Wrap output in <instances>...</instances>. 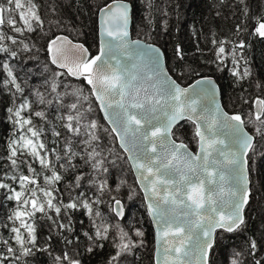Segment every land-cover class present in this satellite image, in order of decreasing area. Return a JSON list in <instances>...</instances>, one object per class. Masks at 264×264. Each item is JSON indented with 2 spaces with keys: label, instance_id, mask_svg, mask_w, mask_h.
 <instances>
[{
  "label": "snow or ice",
  "instance_id": "snow-or-ice-1",
  "mask_svg": "<svg viewBox=\"0 0 264 264\" xmlns=\"http://www.w3.org/2000/svg\"><path fill=\"white\" fill-rule=\"evenodd\" d=\"M219 4L239 14L236 39L213 34L214 59L205 64L228 72L240 88L238 100L247 108L231 113L218 102L211 77L182 87L165 67V53L147 42L157 15L168 31V7L157 0L97 5L95 54L85 42L52 33L60 21L46 26L40 0H0V95L7 97L10 125L0 141V193L12 204L0 220V264H30L37 253H47L54 264H82L81 239L90 254L111 245L106 264H124L146 246L142 229L119 224L125 206L118 193L125 187L129 200L137 188L143 192L155 225L154 264H214L217 234L245 230L252 165L264 159V95H245L243 84L253 73L242 34L251 18L248 35L264 39V4L260 15L252 14L253 0ZM137 5L151 30L144 40L130 38ZM47 11L55 14L56 7L49 4ZM33 51L45 53L43 71L50 72L40 88L26 87L12 64ZM173 55L184 60L179 44ZM255 88L264 93V82L256 81ZM181 121L192 126L195 151L177 135ZM41 229L47 230L43 244ZM53 239L65 246L62 254L53 255ZM73 244L70 255L66 249ZM258 247L250 240L248 255L255 257ZM243 255L233 251L229 264H244Z\"/></svg>",
  "mask_w": 264,
  "mask_h": 264
},
{
  "label": "trees",
  "instance_id": "trees-1",
  "mask_svg": "<svg viewBox=\"0 0 264 264\" xmlns=\"http://www.w3.org/2000/svg\"><path fill=\"white\" fill-rule=\"evenodd\" d=\"M45 7L46 26L49 20H59L60 26L53 27L52 33L66 34L71 39L85 42L91 52L94 54L98 49L97 37V16L95 7L103 5L106 0H40ZM161 7L167 6L169 16L167 17L168 31L165 33L162 30L163 17L156 16V28L152 31L151 39L148 42L159 44L165 53L167 68L170 69V74L182 85L191 83L198 77L212 76L219 85L222 104L228 112L246 110L247 106H242L238 100L240 88L233 84V78L228 72L215 71L214 64H205V61L214 59L213 46L209 43L212 35L217 39H232L236 36L233 34L234 25L239 22L237 13L234 16L233 9L220 5L219 0H157ZM52 4L56 7V13L52 14L47 11V6ZM264 4V0H253V15H260V5ZM179 7H176V6ZM142 6L137 5L131 24V35L133 38L146 39L145 33L151 31L145 26L142 16ZM217 12L220 15H217ZM244 25H242L243 27ZM254 27V21L249 18L247 21V30L250 31ZM248 31L242 34L250 47L246 49L252 69L253 76L250 80L244 82L243 87L247 89L245 95H264L255 88L256 81L264 82V39L257 36L248 35ZM50 33V35L52 34ZM43 41L37 43V47H42ZM179 44L184 52V60L177 61L173 55L175 46ZM197 46L201 51H197ZM39 59L35 62L34 59ZM42 62V64H41ZM46 56L43 51L37 53L25 52L22 53L16 60L12 61L16 72L21 81L25 82L26 87L40 88L44 78L49 76L43 71V66L46 63ZM53 69L52 66H49ZM189 69L192 71L190 72ZM199 73L196 75L195 73ZM227 100L228 107L224 104ZM7 102V97L0 95V141L6 138L5 129L10 128L8 125L4 104ZM103 123V121L101 120ZM181 126L177 131V135L190 142L191 125L182 121ZM250 130V129H249ZM192 150H195V144L189 143ZM2 147V144H0ZM253 169V166H252ZM128 183H134L131 172L125 168ZM252 194L250 203L245 209V217L247 221L246 228L243 232L235 234H217L216 249L214 255V264H217L216 258L223 257L227 262L229 249L243 252L241 259L244 264H253L254 259H260L264 264V159H256L255 170L252 175ZM129 189L125 187L118 193L119 198L125 205L126 213L123 219L119 220V224L130 230L132 227L140 228L145 232L146 246L138 249L135 256H128L124 260V264H153V231L145 210L144 202L139 189L137 188L133 198L129 200ZM12 204L3 200V194L0 193V220H3ZM113 224L117 220L112 218V214L106 208L103 209ZM79 216V214H77ZM84 219L85 227L88 221ZM47 230L41 229V244L46 235ZM250 240L257 241L259 247L255 257L248 255V243ZM86 242L81 239L79 250L82 255L79 257L82 264H106L109 255L114 252L111 245L105 244L103 249H97L95 253H87L84 251ZM76 244L67 247L70 255H75ZM65 246L59 243L56 239L51 242V251L53 255L62 254ZM30 264H54L51 256L47 253H37L35 257L29 258Z\"/></svg>",
  "mask_w": 264,
  "mask_h": 264
},
{
  "label": "water",
  "instance_id": "water-1",
  "mask_svg": "<svg viewBox=\"0 0 264 264\" xmlns=\"http://www.w3.org/2000/svg\"><path fill=\"white\" fill-rule=\"evenodd\" d=\"M97 17V37H98V47H99V43H100V34H99V29H100V23H99V17H98V15H96ZM66 35V34H63V33H60V34H57V35ZM70 38V37H69ZM130 38L131 39H133V40H135V39H138V38H133L132 37V35H131V26H130ZM74 41H77V40H74ZM79 42H81V41H79ZM148 42V41H147ZM148 43H152V42H148ZM156 46H158L157 44H155ZM158 47H160V46H158ZM161 48V47H160ZM98 50V49H97ZM161 50H162V48H161ZM163 51V50H162ZM164 52V51H163ZM95 54V53H94ZM166 61V60H165ZM54 67V66H53ZM165 67L167 68V65H166V62H165ZM168 69V68H167ZM169 74H170V72H169ZM171 75V74H170ZM172 76V75H171ZM173 77V76H172ZM209 77H211L212 78V80L215 82V84H216V86H217V89H218V93H217V99H218V102H220L221 104H222V98H221V93H220V89H219V85H218V83H217V81L215 80V78L214 77H212V76H209ZM174 78V77H173ZM200 77H198V78H196L195 80H193L191 83H189V84H187V85H182V84H180L182 87H188L189 85H191V84H194L195 83V81L197 80V79H199ZM175 79V78H174ZM223 105V104H222ZM224 107V106H223ZM224 110L226 111V109L224 108ZM228 112V111H227ZM230 113V112H229ZM182 122V121H181ZM180 122V123H181ZM196 150V149H195ZM195 150H193V151H195ZM139 189V188H138ZM140 191V190H139ZM140 193H141V196H142V199H143V202H144V197H143V192L142 191H140ZM124 204V203H123ZM125 206V205H124ZM144 206H145V202H144ZM145 210H146V207H145ZM125 213H126V208H125ZM146 213H147V210H146ZM147 215H148V213H147ZM148 218H149V221H150V224H151V227H152V231H153V264H154V247H155V225H154V223L152 222V218L148 215Z\"/></svg>",
  "mask_w": 264,
  "mask_h": 264
},
{
  "label": "rangeland",
  "instance_id": "rangeland-1",
  "mask_svg": "<svg viewBox=\"0 0 264 264\" xmlns=\"http://www.w3.org/2000/svg\"><path fill=\"white\" fill-rule=\"evenodd\" d=\"M143 40V39H142ZM150 42V41H149ZM152 43H154V42H152ZM154 44H157V43H154ZM158 46H159V44H157ZM35 60V62H39V59L37 58V59H34ZM41 64H42V62H41ZM53 67V66H52ZM51 70H55V68L53 67V69H50V71ZM46 73H48V75H50V72H46ZM224 104L226 105V107H228L229 105H228V102H227V100H224ZM227 111V110H226ZM253 166V169L255 170V164L254 165H252ZM229 255H228V259H227V262L226 261H224V259H223V257H221V256H219L218 255V257L216 258V260H218L217 262V264H229V256L231 255V253L233 252V250L230 248L229 249ZM235 251H237V250H235ZM239 252V251H238ZM214 258V257H213ZM246 264V263H245Z\"/></svg>",
  "mask_w": 264,
  "mask_h": 264
}]
</instances>
